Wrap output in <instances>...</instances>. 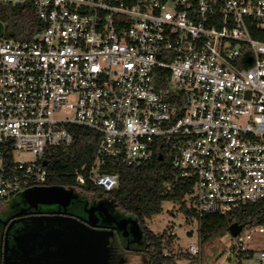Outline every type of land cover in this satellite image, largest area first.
Instances as JSON below:
<instances>
[{
    "label": "built area",
    "instance_id": "built-area-1",
    "mask_svg": "<svg viewBox=\"0 0 264 264\" xmlns=\"http://www.w3.org/2000/svg\"><path fill=\"white\" fill-rule=\"evenodd\" d=\"M9 6L31 7L42 31L6 37ZM0 22V204L48 187L70 125L100 136L79 185L112 191L106 168L169 151L200 217L264 200V42L251 33L264 0H0ZM234 239L237 257L264 263V219Z\"/></svg>",
    "mask_w": 264,
    "mask_h": 264
},
{
    "label": "trees",
    "instance_id": "trees-1",
    "mask_svg": "<svg viewBox=\"0 0 264 264\" xmlns=\"http://www.w3.org/2000/svg\"><path fill=\"white\" fill-rule=\"evenodd\" d=\"M1 20L6 23L5 36L19 41L32 40L44 28V24L31 7H6L2 11ZM251 33L254 38L264 42V30L252 29ZM68 129L73 136V145L67 152L60 150L52 156L51 165L48 167L52 176L47 185L71 187L85 194L101 193L109 196L121 213L135 218L146 231L151 244L149 264H177L187 255L183 253L176 256L167 253L172 247L175 235L155 234L146 225L147 220L162 213L164 202L178 204L179 210L186 217L198 220L199 235L203 244L223 232H229L233 224L245 226L260 223L264 219V200L247 204L224 216L211 214L200 217L193 207L187 206L186 197L192 194L194 184L175 183L178 172L171 165L169 151H165L161 158L151 164L106 168L103 174H117L120 178L119 186L112 191H105L93 185L88 177L84 185H79L75 178L76 169L92 162L100 136L77 125H70ZM84 173L86 175V172ZM169 184L172 185L171 190L166 188ZM242 258L244 257L239 256L238 264H241Z\"/></svg>",
    "mask_w": 264,
    "mask_h": 264
},
{
    "label": "flooded vegetation",
    "instance_id": "flooded-vegetation-1",
    "mask_svg": "<svg viewBox=\"0 0 264 264\" xmlns=\"http://www.w3.org/2000/svg\"><path fill=\"white\" fill-rule=\"evenodd\" d=\"M48 187L65 190L69 199L52 196L40 204L27 201L22 193L0 205V264H85L90 244L93 264H102L97 251L102 233L109 238L107 264H149L146 231L140 225L143 235L138 240L130 226L118 229L119 221L136 219L121 213L109 196ZM102 203L107 213L96 210ZM90 209H95L92 214Z\"/></svg>",
    "mask_w": 264,
    "mask_h": 264
},
{
    "label": "rangeland",
    "instance_id": "rangeland-1",
    "mask_svg": "<svg viewBox=\"0 0 264 264\" xmlns=\"http://www.w3.org/2000/svg\"><path fill=\"white\" fill-rule=\"evenodd\" d=\"M187 200V206L193 207L191 199ZM147 227L155 234L168 233L173 235L172 247L166 252L170 255L187 254L177 264H238V258L233 253L235 239L230 232H223L217 237L202 243L201 253L194 258L188 255L191 244L200 241L199 223L196 218L186 217L180 210L179 205L173 202H164L163 211L159 215L146 221ZM241 264H264L252 258H242Z\"/></svg>",
    "mask_w": 264,
    "mask_h": 264
},
{
    "label": "water",
    "instance_id": "water-1",
    "mask_svg": "<svg viewBox=\"0 0 264 264\" xmlns=\"http://www.w3.org/2000/svg\"><path fill=\"white\" fill-rule=\"evenodd\" d=\"M4 35V27L3 24L0 22V39ZM46 165V163H44ZM24 199H26L29 202L37 201L40 204H46L49 203L47 201V198L56 196L58 198H63V199H69V194L57 187H42V188H36V189H30L24 193ZM62 202V201H61ZM51 203V202H50ZM95 209H90L88 213L92 214ZM96 210H102L103 212H108V206L105 203H102L100 207L96 208ZM118 229L121 231H127L128 226H130V231L135 237L140 240L142 238L143 232L140 227V224L137 220H129V219H123L117 223ZM242 230V226L238 224H233L229 232L232 235L233 238H236ZM101 240L99 241V246L97 248V251H99V258L101 259L102 264H107L108 262V256H107V251H108V243H109V238L106 237L104 233L100 234ZM92 243L93 240L91 239ZM90 242V241H89ZM93 247L91 244L86 246V256H85V264H90L94 263L95 258L93 257L94 254L93 252Z\"/></svg>",
    "mask_w": 264,
    "mask_h": 264
}]
</instances>
